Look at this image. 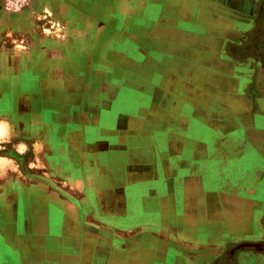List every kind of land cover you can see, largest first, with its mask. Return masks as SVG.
<instances>
[{"label": "crops", "instance_id": "1", "mask_svg": "<svg viewBox=\"0 0 264 264\" xmlns=\"http://www.w3.org/2000/svg\"><path fill=\"white\" fill-rule=\"evenodd\" d=\"M0 126V264H264V0H0Z\"/></svg>", "mask_w": 264, "mask_h": 264}, {"label": "rangeland", "instance_id": "2", "mask_svg": "<svg viewBox=\"0 0 264 264\" xmlns=\"http://www.w3.org/2000/svg\"><path fill=\"white\" fill-rule=\"evenodd\" d=\"M3 1H4V0H1V2H3ZM5 1L7 2L8 0H5ZM11 1H13V5L16 6V5H19L23 0H11ZM45 9H46V11H47L48 13H50V11H49L47 5L45 6ZM18 16H19V14L16 15V17H18ZM40 30H41V32H42V37H43V36H47V35L51 34L52 32L55 33V31H52V32H51V29L48 28V27H45V26L41 27ZM9 31H10V30H9ZM67 34H69V31L64 30V36H63V38L66 39V37H67L66 35H67ZM55 35H56L58 38H60V36H58V33H55ZM16 49H17L18 51H22V50L24 49V46H23L22 44H20V43H17V44H16ZM2 134H3V128L0 126V137L2 136Z\"/></svg>", "mask_w": 264, "mask_h": 264}, {"label": "water", "instance_id": "3", "mask_svg": "<svg viewBox=\"0 0 264 264\" xmlns=\"http://www.w3.org/2000/svg\"><path fill=\"white\" fill-rule=\"evenodd\" d=\"M254 245L257 246V247H259V248H262L263 247L262 245H260V244L258 245L256 243Z\"/></svg>", "mask_w": 264, "mask_h": 264}, {"label": "flooded vegetation", "instance_id": "4", "mask_svg": "<svg viewBox=\"0 0 264 264\" xmlns=\"http://www.w3.org/2000/svg\"><path fill=\"white\" fill-rule=\"evenodd\" d=\"M28 1V0H27Z\"/></svg>", "mask_w": 264, "mask_h": 264}]
</instances>
